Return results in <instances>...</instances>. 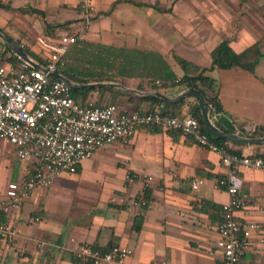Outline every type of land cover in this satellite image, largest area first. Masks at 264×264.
I'll use <instances>...</instances> for the list:
<instances>
[{"label":"crops","instance_id":"crops-1","mask_svg":"<svg viewBox=\"0 0 264 264\" xmlns=\"http://www.w3.org/2000/svg\"><path fill=\"white\" fill-rule=\"evenodd\" d=\"M83 2L94 9L85 26L77 10ZM0 4L9 6L0 7V32L36 54L38 40L56 41L69 29L88 43L158 53L168 60L173 53L206 69L222 41L237 54L256 47L264 55V0H0ZM46 26L58 32L55 40L45 34ZM8 57L0 58V66L7 65ZM170 65L180 77L179 68ZM207 75L217 82L220 116L236 133L264 128V56L253 72L209 70ZM124 81V86L113 84L125 89L100 87L123 92L116 105L120 112L151 111L157 105L140 99L156 98L169 104L164 109L170 113H187L186 106H176L180 101L152 94L174 99L182 91L154 92L145 81ZM91 98L107 103L111 93L94 92ZM255 147L259 146L234 149L247 155ZM34 167L33 161H20L15 148L0 140V204L17 194ZM128 171L152 177L143 191L144 211L131 205L144 181L126 182ZM224 174L220 158L191 139L139 128L128 144L118 141L103 147L83 161L76 174L58 175L49 189L32 193L19 208L0 210L4 221L19 230L13 244H0V264H76L72 255L80 244L102 251L125 246L133 252L126 263L221 264L216 225L228 195L214 189L213 183ZM240 176L247 204L236 218L264 224V172L243 169ZM196 177L205 184L193 192L189 183ZM140 216L137 231L134 224ZM39 243L44 248L37 247ZM238 264H264V246L256 237Z\"/></svg>","mask_w":264,"mask_h":264},{"label":"built area","instance_id":"built-area-1","mask_svg":"<svg viewBox=\"0 0 264 264\" xmlns=\"http://www.w3.org/2000/svg\"><path fill=\"white\" fill-rule=\"evenodd\" d=\"M78 15L87 24L94 9L83 2ZM79 35L73 32L56 41L38 40L37 54L43 61V65L39 64L43 70L22 62L17 67L0 66V140L15 148L20 161L35 163L32 174L17 194L1 202L0 210L19 208L32 193L49 189L58 175L76 174L79 165L103 147L118 141L128 144L139 128L158 127L179 132L195 145L207 148L220 158L225 168L224 176L213 183L214 189L224 190L228 195V201L221 206V221L216 225L215 248L221 253V264H238L251 248L254 237L264 246V224L236 218V213L247 204L241 194L240 172L243 169L264 172V159L252 153L237 155L217 146L191 114L164 115L163 105L147 112L122 113L115 105H96L94 101L85 107L76 104L70 95L71 88L52 75L64 66V56ZM134 180L144 181L142 192L131 200L133 208L141 209L146 206L143 191L152 177L128 171L125 181ZM204 184L203 178L196 177L189 186L195 192ZM18 236V229L0 219V244L11 245ZM44 246V243L37 245ZM132 257V250L125 246L102 251L89 244L78 245L72 255L76 264H143L126 263Z\"/></svg>","mask_w":264,"mask_h":264},{"label":"trees","instance_id":"trees-1","mask_svg":"<svg viewBox=\"0 0 264 264\" xmlns=\"http://www.w3.org/2000/svg\"><path fill=\"white\" fill-rule=\"evenodd\" d=\"M0 7L9 8V6ZM79 12V6L77 7ZM20 12H24L20 10ZM85 26L84 21L80 20ZM65 34H72V31L65 29ZM57 31L50 30L46 26L45 34L51 39L55 40L57 37ZM7 36V35H6ZM59 36V34H58ZM19 45L18 42H15ZM1 49L4 52H1ZM28 57L34 60L36 63L43 65V61L40 56L33 53L29 49H21ZM9 54V57L5 59V64L17 67L19 64L18 59L10 52L8 46L0 41V58L4 60V56ZM261 55L256 47H251L242 53H235L227 41L220 42L219 45L211 53V64L209 69L202 68L193 62L176 56L172 53L170 60L167 57L158 53L143 52L137 49L128 48H115L112 46H106L102 44H92L86 41L77 39L76 43L72 44L65 56L64 66L59 68L57 72L65 76L69 81L74 84H92V83H119L125 85L126 79H139L145 81L150 91L162 92L167 88H176L179 91L184 90H196L205 99L210 116H220L222 108L216 96L217 82L215 79L207 75L209 70H230V69H243L249 72H253L256 65L259 63ZM170 63L177 66L181 72V76L177 77L174 74ZM156 82H159L156 85ZM138 90L139 87H138ZM99 92L101 94L111 93L110 101L105 103L104 101H94L96 105H117V99L123 95L120 90L112 88H91L81 90H70V95L73 101L81 107H85L92 101V94ZM140 100H149L155 105H163L166 107L168 103L156 99V98H141ZM132 101V97L129 98ZM179 108L186 106V112L191 114L200 124L203 133H205L201 112L197 105V102L193 98L183 99L176 104ZM137 111V110H135ZM139 111V110H138ZM164 115H176L170 113L164 109ZM154 128V130H161L158 127H143ZM176 132V131H167ZM179 133V132H177ZM180 134V133H179ZM240 135L255 139L264 137V128L256 127L252 132L240 131ZM209 140L219 147L226 149L227 151L242 155L240 151L235 150V146H245L240 143H231L225 139L209 136ZM188 138V137H186ZM190 139V138H189ZM231 144L229 146L228 144ZM252 152L254 157L264 159V146L255 147ZM79 171V167L77 172ZM144 195V194H143ZM147 201V196H143ZM147 206V202H146ZM146 206L141 210H145ZM221 211V207H220ZM0 219L4 221L1 213ZM143 218L140 216L136 218L134 228L139 230L142 224ZM112 247V246H111ZM109 247V248H111ZM105 249L104 251L108 250Z\"/></svg>","mask_w":264,"mask_h":264},{"label":"water","instance_id":"water-1","mask_svg":"<svg viewBox=\"0 0 264 264\" xmlns=\"http://www.w3.org/2000/svg\"><path fill=\"white\" fill-rule=\"evenodd\" d=\"M0 40L8 46L11 53L18 59L19 62L25 63L33 69L43 70V68L38 63H36L34 60L28 57L21 50L19 46H17L12 40L7 38L1 32H0ZM52 77L54 79H57V80H60L66 83L71 89H74V90L100 88V87H115L119 89H125L121 85L113 84V83L74 84L71 81H69L65 76L59 73L53 74ZM135 93H138V92H135ZM152 94L168 102L169 101L177 102V101H181L183 99H188V98L195 99L199 107V110L201 112L204 130L209 136L225 139L231 143H240V144L248 145V146H263L264 145V137L260 139H255V138H250V137L239 135L238 133L234 131L233 126L229 123V121L226 118L221 117V116H210L208 105L204 97L196 90H192V89L184 90L180 92L174 99H168L160 93H152ZM214 121H216L217 124H215ZM219 125H222L223 129L220 128Z\"/></svg>","mask_w":264,"mask_h":264},{"label":"rangeland","instance_id":"rangeland-1","mask_svg":"<svg viewBox=\"0 0 264 264\" xmlns=\"http://www.w3.org/2000/svg\"><path fill=\"white\" fill-rule=\"evenodd\" d=\"M4 66V65H3Z\"/></svg>","mask_w":264,"mask_h":264}]
</instances>
